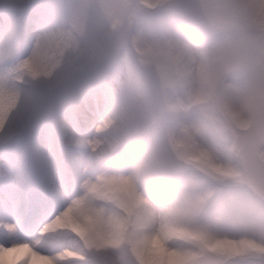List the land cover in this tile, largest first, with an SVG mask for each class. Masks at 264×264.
<instances>
[{"label": "rangeland", "instance_id": "rangeland-1", "mask_svg": "<svg viewBox=\"0 0 264 264\" xmlns=\"http://www.w3.org/2000/svg\"><path fill=\"white\" fill-rule=\"evenodd\" d=\"M42 3L45 58L93 112L68 242L87 264H264V0Z\"/></svg>", "mask_w": 264, "mask_h": 264}, {"label": "snow or ice", "instance_id": "snow-or-ice-1", "mask_svg": "<svg viewBox=\"0 0 264 264\" xmlns=\"http://www.w3.org/2000/svg\"><path fill=\"white\" fill-rule=\"evenodd\" d=\"M46 7L0 0V264H87L62 214L93 112L45 58Z\"/></svg>", "mask_w": 264, "mask_h": 264}, {"label": "clouds", "instance_id": "clouds-1", "mask_svg": "<svg viewBox=\"0 0 264 264\" xmlns=\"http://www.w3.org/2000/svg\"><path fill=\"white\" fill-rule=\"evenodd\" d=\"M253 26L255 28V31L258 34L259 38V46L257 48L258 53V63H259V70H258V90L261 97H264V9L259 11L255 17H253ZM241 43V37L237 34H225L223 40H222V46L223 47H237ZM69 216L75 217L77 215V212L79 211L78 208H73L69 206L68 209H66ZM143 241L147 243L149 241L148 236H144Z\"/></svg>", "mask_w": 264, "mask_h": 264}]
</instances>
